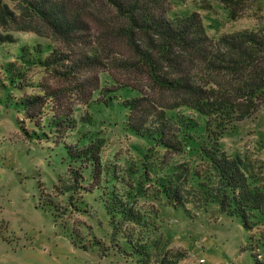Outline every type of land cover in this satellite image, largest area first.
<instances>
[{
	"label": "trees",
	"instance_id": "obj_1",
	"mask_svg": "<svg viewBox=\"0 0 264 264\" xmlns=\"http://www.w3.org/2000/svg\"><path fill=\"white\" fill-rule=\"evenodd\" d=\"M218 1L234 20L247 0ZM12 33L42 42L21 45ZM0 44L19 45L0 66V104L21 114L25 136L64 143L67 176L44 197L74 243L89 226L67 221L97 217L85 199L95 192L116 247L129 246L142 264L160 235L146 242L156 210L146 214L141 198L190 219L187 206L214 208L248 233L253 264H264V162L222 145L264 110V24L213 37L197 12H171L169 0H0ZM92 106L122 112L121 129L145 143L138 164L104 159L96 134L67 141L90 118L76 108ZM165 255L161 264L173 262Z\"/></svg>",
	"mask_w": 264,
	"mask_h": 264
},
{
	"label": "rangeland",
	"instance_id": "obj_2",
	"mask_svg": "<svg viewBox=\"0 0 264 264\" xmlns=\"http://www.w3.org/2000/svg\"><path fill=\"white\" fill-rule=\"evenodd\" d=\"M244 5L240 15L231 20L218 0H169L171 12H197L213 37L264 24V0H247ZM12 35L19 44L42 42L31 34ZM18 48L16 44H0V66L12 60ZM106 79L101 75L102 81ZM75 114L90 118L88 122H78L68 142L96 134L105 139L104 159L121 168L139 163L136 146L145 143L121 129L122 112L116 106H92L86 110L78 107ZM20 118L13 107L0 104V264H142L141 257L129 246L119 242V250L116 247L107 217L94 201L95 192L86 194L85 199L97 217L72 214L66 225L74 227L76 220L84 221L89 226L87 232L83 230L87 238L77 243L70 239L62 217L54 216L44 197L67 176L64 143L25 136L17 122ZM222 145L230 153H250L264 162V110L228 131ZM138 207L149 215L151 207L156 210V217L150 215L155 229L151 232L149 227L146 242L156 241L158 235L160 240L155 247H148L153 252L147 259L149 264H161L164 251L165 259L173 261L170 264H253L246 249L248 233L236 220L220 215L214 208L203 212L187 206L194 214L190 219L180 209L153 200L141 198ZM80 244L87 248H79Z\"/></svg>",
	"mask_w": 264,
	"mask_h": 264
}]
</instances>
